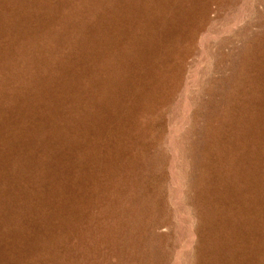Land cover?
Masks as SVG:
<instances>
[{"label": "rangeland", "instance_id": "rangeland-1", "mask_svg": "<svg viewBox=\"0 0 264 264\" xmlns=\"http://www.w3.org/2000/svg\"><path fill=\"white\" fill-rule=\"evenodd\" d=\"M0 264H264V0H0Z\"/></svg>", "mask_w": 264, "mask_h": 264}]
</instances>
